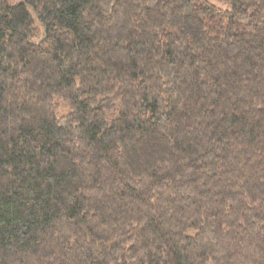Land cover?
I'll list each match as a JSON object with an SVG mask.
<instances>
[{
	"label": "trees",
	"instance_id": "1",
	"mask_svg": "<svg viewBox=\"0 0 264 264\" xmlns=\"http://www.w3.org/2000/svg\"><path fill=\"white\" fill-rule=\"evenodd\" d=\"M0 0V264H264V0Z\"/></svg>",
	"mask_w": 264,
	"mask_h": 264
},
{
	"label": "rangeland",
	"instance_id": "2",
	"mask_svg": "<svg viewBox=\"0 0 264 264\" xmlns=\"http://www.w3.org/2000/svg\"><path fill=\"white\" fill-rule=\"evenodd\" d=\"M17 0H9V2H16ZM211 2H213V3H216V4H219L220 5V2L219 1H217V0H211Z\"/></svg>",
	"mask_w": 264,
	"mask_h": 264
}]
</instances>
